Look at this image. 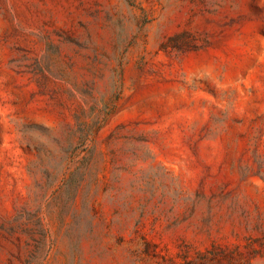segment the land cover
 <instances>
[{
  "label": "rangeland",
  "instance_id": "obj_1",
  "mask_svg": "<svg viewBox=\"0 0 264 264\" xmlns=\"http://www.w3.org/2000/svg\"><path fill=\"white\" fill-rule=\"evenodd\" d=\"M0 264H264V0H0Z\"/></svg>",
  "mask_w": 264,
  "mask_h": 264
}]
</instances>
